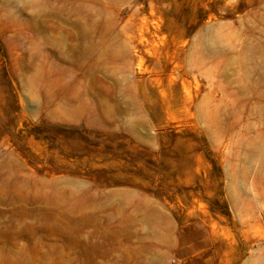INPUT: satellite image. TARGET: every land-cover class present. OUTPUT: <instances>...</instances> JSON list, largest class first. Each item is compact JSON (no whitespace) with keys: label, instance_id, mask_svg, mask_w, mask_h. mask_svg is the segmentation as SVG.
Returning a JSON list of instances; mask_svg holds the SVG:
<instances>
[{"label":"rangeland","instance_id":"obj_1","mask_svg":"<svg viewBox=\"0 0 264 264\" xmlns=\"http://www.w3.org/2000/svg\"><path fill=\"white\" fill-rule=\"evenodd\" d=\"M0 264H264V0H0Z\"/></svg>","mask_w":264,"mask_h":264}]
</instances>
